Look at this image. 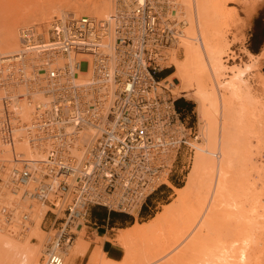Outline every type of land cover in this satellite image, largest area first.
I'll use <instances>...</instances> for the list:
<instances>
[{
    "label": "built area",
    "instance_id": "2783aa9c",
    "mask_svg": "<svg viewBox=\"0 0 264 264\" xmlns=\"http://www.w3.org/2000/svg\"><path fill=\"white\" fill-rule=\"evenodd\" d=\"M179 7V0H113L106 20L53 17L52 46L36 51L40 62L31 52L0 54V148L25 143L36 156L0 159V229L24 235L32 204L46 207L45 264H63L93 208L138 214L171 180L181 153L193 149L192 129L157 79L183 37ZM85 51L90 64L76 57ZM71 55L72 62L53 65ZM89 65L91 77L80 82ZM21 102L32 105L27 118ZM188 167L183 162L181 171Z\"/></svg>",
    "mask_w": 264,
    "mask_h": 264
},
{
    "label": "bare ground",
    "instance_id": "6f19581e",
    "mask_svg": "<svg viewBox=\"0 0 264 264\" xmlns=\"http://www.w3.org/2000/svg\"><path fill=\"white\" fill-rule=\"evenodd\" d=\"M19 1L18 3H20ZM222 1L227 0H179L178 11L185 20L186 28L182 31L183 37L179 43L171 50L170 60L173 53L182 45L186 46V48L182 46L185 48L186 57L182 62H176L179 63L175 66L177 75L173 73L163 81V83L172 84L171 79L178 80L180 86L178 89L180 90H172L174 93L186 95V92L189 94V90L192 91V94H197L204 102L203 106H206V110L212 111L211 116L217 117V121L212 123L213 135V132L210 131L212 127L210 128L209 123L207 124L203 120L202 110H199L198 113L199 122L204 124L200 129V135L195 140H201V142L191 145L195 152L199 153L194 167L199 178L198 186L199 189L204 190L201 180L205 178L214 181L215 185L204 198L205 204L204 201L199 202L200 205L203 202L201 206H203L204 212L193 225L197 227L196 232L193 233L185 249L174 257V264L185 262V264H264V208L261 209L262 213L259 215L258 209L262 207L260 195L257 194L255 183L250 180V173L256 172L255 176L262 175L264 177V165L257 167L258 165L255 166L252 162L254 152L257 150L264 152V78L259 76L263 85L261 97L258 95L260 93H252V87L250 88L252 78L258 75L254 72H258L260 67L264 66V50L258 55L246 51L248 62L244 67L232 71V76L224 84L218 83L225 69L215 62L216 55L219 53L213 49L212 41L213 38L220 40L221 28L218 27L220 28L218 30L217 26L213 24V18L219 17L226 21L225 14L227 13L219 5V3L222 4ZM4 2L0 0V54L3 57H11L21 52L28 54L31 52L33 53L32 58L38 59L37 62L42 61L43 57L39 58L36 51L40 52L41 48L52 46L49 45L47 33L53 17L67 15L65 10L59 8L62 4L48 0L31 10L29 9L30 5L22 6L21 2L19 5L18 3L15 5L21 8L10 13ZM71 3L73 7L70 12L75 18L87 16L106 20L111 17L113 12V0H111V4L108 0H71ZM218 6L222 7V12L225 14L220 13ZM16 25L19 26L14 29ZM21 31L30 34L33 39L24 44L20 37ZM108 41L109 39L103 40L101 47H106ZM219 55L218 57H220ZM76 57L91 63V56L86 51ZM73 60H75L74 55L68 59L57 57L53 61V65L61 66ZM185 61L189 62L191 68L198 67L202 73L198 83L193 82L195 86L201 88L206 83H212L216 95L215 103L210 94L201 93L196 88L184 91L180 82L182 74H179V66L181 67ZM170 66L171 61L168 67ZM91 74L92 69L89 65L88 69L81 70L79 73V81H86L91 77ZM222 87L228 95L226 99H223L219 91ZM1 97L0 94V99ZM216 103H218L217 110ZM233 103L238 104V110L231 109ZM31 109L32 105L27 102H21L19 105V112L23 118L28 117ZM228 121H231L230 123L233 125L227 124ZM22 153L26 157H36L29 151L25 143H15L10 147L0 148V159H11ZM28 188H32L31 184L27 185L26 189ZM9 197L11 198V196ZM35 207L40 211L35 213L33 211ZM46 211L47 208L41 204L35 202L32 204L30 221L24 235L18 233L12 235L0 229V264H39L37 260L39 255H42V261L45 264L43 257L49 234L41 247L40 243L43 237L40 224L44 222ZM193 216L195 217L194 214ZM192 218L190 221L193 220ZM33 224L34 229L27 237ZM74 232L77 233V230ZM213 232L216 233L215 237H212ZM9 238L21 244L18 246L17 243H12ZM73 243L74 241L62 255L63 264H76V246L78 244L73 246Z\"/></svg>",
    "mask_w": 264,
    "mask_h": 264
},
{
    "label": "rangeland",
    "instance_id": "374dc122",
    "mask_svg": "<svg viewBox=\"0 0 264 264\" xmlns=\"http://www.w3.org/2000/svg\"><path fill=\"white\" fill-rule=\"evenodd\" d=\"M18 1L19 0H5L4 2L3 0V2L7 5V10H9L10 13L18 11L21 8L15 6L17 5L16 3H18ZM43 1L47 2L48 0ZM43 1L20 0L19 2H22V6L25 4H28L27 6L30 5V8H28L33 10L37 6H40ZM50 1L61 3L62 6L59 8L63 11L65 10L67 15L73 14L70 12L72 11L73 7L71 0ZM108 1L111 4V0ZM20 3H18V5ZM219 5L223 7V11H225L227 14L222 12L221 6H218L220 13L222 12L221 14H225L227 18L226 21L220 19L219 17L213 18V24L217 26L218 30L221 28L219 32L221 38L219 37L220 35L218 36L220 40H218V38H213L214 40L212 41V46L215 52L220 54L216 55L215 62L225 69L223 71L224 73L222 77L220 78L221 80H218V83L224 84L232 76V71L236 70L237 68H243L248 62L247 56L245 55L246 51L252 53L251 50H256L258 51L256 55H258L264 50V0H227L222 1V4L219 3ZM21 22L22 21H20V24H22ZM19 25H16L14 29H16ZM182 46L186 48V46ZM174 47H171L167 51L168 61L166 65H170L171 61V66L164 68L160 72V74L163 72V74L166 75L165 77L159 79L162 81L161 86H164V84H169V82L163 83L164 79H166L169 75H172L173 73L174 75H177L175 73V66L179 63L176 62H182V60L186 57L184 51L185 48L182 47L181 49L179 46L180 48L177 49L172 55V58H176H174L175 61L174 59L172 60V58L170 60V52ZM217 48L218 50H216ZM220 50L221 52H219ZM218 55L220 57H218ZM179 69V74H182H180L182 76L180 82L181 85H183L184 91H188L191 88H196L197 90L201 91V93L210 94L213 97L215 103L216 95L212 83H206V85L201 88L195 86V84H197L201 79L202 75L198 67L191 68L189 62L185 61L182 63L181 67L179 66ZM255 73L258 75L257 77L252 78L250 88L252 87V93H260L258 94L260 96L264 87L259 80V76L264 78V66L260 67L258 72L256 71L254 74ZM194 81L196 82L195 84L193 83ZM171 82H173L172 84L174 85L169 84L168 88L171 92V95H173V98L175 100L182 99L184 102L190 105L189 112L180 115V120L184 123L185 127L192 129L191 134L188 136L190 145L196 142L200 143L201 140H195L200 135V129L204 124L199 122V110H202L203 120H205L207 124L209 123L210 128L212 127V123L217 121V117L211 116L212 111L210 112L209 110H206V106H203L204 102L197 94H192V91L189 90V94L186 92V95L182 93H174L172 90H177L180 88L179 81L176 79H171ZM222 88H220L219 91L223 99H226L228 95L225 91H223L224 88ZM215 106H217V110L218 103H216ZM237 106L238 104L233 103L231 105V109H235L234 111H236L238 110ZM230 122L231 121H228L227 124H231ZM210 131L213 132L212 134L214 135L213 127ZM213 150L215 152L216 148ZM198 154L199 153H196L193 149L191 151L185 149L177 158L175 171L172 173L171 180L166 181L164 185L160 186L157 191L146 200L138 214L131 216L119 213L131 219V222L128 221L122 225H119L120 223H118L116 228L119 229L112 230L110 233L113 235L110 236V238H102V240L107 239L113 243V249L119 251L120 256L118 259H116V253L113 254L112 259H108L106 257L101 246H99L101 240L98 238H91L89 233H87V227L90 226V219L89 222H84L81 229L77 231V235L73 243V246L78 244L76 246V264H174V257L185 249L193 233L196 232L197 227L196 225H193L197 219L202 217L204 212L203 206H201L203 205V202L200 205L201 201H204L207 193L209 194L210 190H212L215 185L214 181H211L209 178H205L201 180L203 182L204 190L199 189V178L196 175V171L194 169L196 161L198 160ZM252 158L254 159L252 162L255 164V166L258 165L257 167H262L264 165L263 151L257 150V152H254ZM212 160L214 161V159ZM183 162H189V167L187 169L184 168L181 171V165ZM214 162L216 163V161ZM254 174H256V172L250 173V180L252 183H255L256 190L258 191L257 194L260 195L259 199L261 200L260 204L262 206L258 209V214L260 215L262 213L261 209L264 208V177L262 175L255 176ZM172 181H178V184L181 185V187H178ZM105 210L107 211V209ZM33 211L36 213L40 210L35 207ZM142 211H145L147 214H149V216L142 217ZM191 218L193 219V223L190 221ZM49 228L50 227L47 222L40 224V229L42 231L41 234L43 237L42 242L40 243L41 247L47 238V232ZM32 229H34V224L27 233V237L32 232ZM215 235L216 233L213 232L212 237H215ZM10 241L12 243L14 242L15 244L17 243L14 240L12 241V239H10ZM19 244L21 243H17L16 245L19 246ZM37 260L39 264H43L42 255H39Z\"/></svg>",
    "mask_w": 264,
    "mask_h": 264
},
{
    "label": "crops",
    "instance_id": "0c3cea01",
    "mask_svg": "<svg viewBox=\"0 0 264 264\" xmlns=\"http://www.w3.org/2000/svg\"><path fill=\"white\" fill-rule=\"evenodd\" d=\"M93 212L95 213V216L99 218L95 219L90 214V226L87 227V233H89V236L91 238H98L101 240L99 246H101L103 252L105 253L108 259H112L114 253L117 254L116 259H118L120 256L119 251L113 249V243H111V241L107 239L102 240V238H110V236L113 235L110 232L112 230L119 229L116 228L118 226L119 221L115 218H111V212L106 211L102 207L93 208Z\"/></svg>",
    "mask_w": 264,
    "mask_h": 264
},
{
    "label": "trees",
    "instance_id": "16d2710c",
    "mask_svg": "<svg viewBox=\"0 0 264 264\" xmlns=\"http://www.w3.org/2000/svg\"><path fill=\"white\" fill-rule=\"evenodd\" d=\"M251 52L253 53V55H256L258 53V51L256 50H251ZM166 75L163 74V72L160 74L157 75V79H161L163 77H165ZM174 104H175V109L176 111L182 115L184 113H187L189 112V108H190V105L186 102H184L182 99H178V100H175L174 101ZM174 184H176L178 187H181V185L178 184V181H172ZM141 216L142 217H146V216H149V214H147L145 211H142L141 213ZM92 217H94L95 219L99 218L97 216H95V213L92 211ZM111 218H115L116 220L119 221V225H122L126 222H131V219L127 218L126 216L124 215H121L119 213H114L112 212L111 213Z\"/></svg>",
    "mask_w": 264,
    "mask_h": 264
}]
</instances>
